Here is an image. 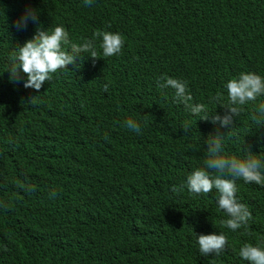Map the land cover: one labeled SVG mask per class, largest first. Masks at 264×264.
Listing matches in <instances>:
<instances>
[{
    "label": "trees",
    "instance_id": "trees-1",
    "mask_svg": "<svg viewBox=\"0 0 264 264\" xmlns=\"http://www.w3.org/2000/svg\"><path fill=\"white\" fill-rule=\"evenodd\" d=\"M28 8L38 20L18 29ZM57 25L72 43L110 31L125 44L116 56H78L39 91L23 74L11 81L12 52ZM242 72L264 77V0H0V264H251L239 250L264 248V185L236 180L252 213L237 231L215 189L172 191L204 167L211 134L223 135L225 155L264 157L259 104L229 127L211 120L225 108L210 99L227 104L226 83ZM165 76L185 82L209 118L158 87ZM211 233L228 246L204 256L197 236Z\"/></svg>",
    "mask_w": 264,
    "mask_h": 264
},
{
    "label": "clouds",
    "instance_id": "clouds-1",
    "mask_svg": "<svg viewBox=\"0 0 264 264\" xmlns=\"http://www.w3.org/2000/svg\"><path fill=\"white\" fill-rule=\"evenodd\" d=\"M91 4L92 0H84L86 7H90ZM38 11L35 8L25 9V14L15 22V26L19 29L26 26L29 20L37 22ZM96 39L101 41L99 47L102 49V56L96 51ZM124 44L125 40L118 32L97 31L93 34V39L76 44L71 42L69 32L61 25L55 26L51 31L38 28L31 39L12 52L11 66L7 68L10 72L9 79L19 82L23 74L26 76L23 86L39 91L45 82L52 80L54 73L75 64L78 56L82 54H88L92 58L116 56L121 53ZM157 83L162 89L172 88L175 100L183 103L192 115L205 120L209 118L204 104L191 102L192 96L187 91L185 82L165 76ZM109 84L110 82L104 85L105 92L108 91ZM226 88L227 104L224 103L221 93L210 99V102L225 108L223 115L215 114L211 117L212 123H218L220 127H229L233 124L234 118L240 115L243 107L259 104L260 116L254 114L252 119L264 125V77L252 72H242L238 77L230 79L226 83ZM124 126L138 134L141 132V125L135 119H128ZM182 128L185 132L188 131L190 123L185 122ZM206 143L204 167L195 169L187 176L184 185L179 189L174 186L172 191H182L186 187L190 193L206 195L215 189L219 193L218 207L228 216L223 221L224 225L232 231H237L242 226H247L252 213L237 199L236 180L243 179L245 183L264 185V157L250 149L245 150L247 154L242 158L225 155L224 137L219 132L209 135ZM25 190L35 189L29 186ZM51 195L54 197L55 192L53 191ZM197 242L199 251L204 256L219 255L228 246V239L223 233L200 234L197 236ZM239 256L251 264H264V248L260 246L246 243L240 248Z\"/></svg>",
    "mask_w": 264,
    "mask_h": 264
}]
</instances>
